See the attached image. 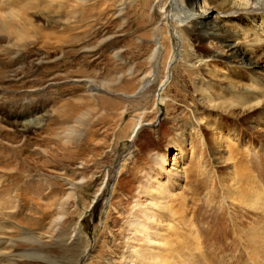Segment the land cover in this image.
<instances>
[{"label": "rangeland", "instance_id": "rangeland-1", "mask_svg": "<svg viewBox=\"0 0 264 264\" xmlns=\"http://www.w3.org/2000/svg\"><path fill=\"white\" fill-rule=\"evenodd\" d=\"M199 1L0 0V264H264L263 95L216 79L264 88V64L210 57ZM179 147L167 251L132 235L137 186Z\"/></svg>", "mask_w": 264, "mask_h": 264}, {"label": "bare ground", "instance_id": "bare-ground-1", "mask_svg": "<svg viewBox=\"0 0 264 264\" xmlns=\"http://www.w3.org/2000/svg\"><path fill=\"white\" fill-rule=\"evenodd\" d=\"M181 1L189 4L191 0ZM194 6L195 7L191 9V11L195 18H193V21L189 26L191 33L198 35L200 39L218 40V43L223 48L222 50L226 51L224 54V51H215L210 57L219 59L221 55H227L229 57V61H231L230 63H237L246 69H261L264 64V29L259 31L260 27H258V20H261L262 25L264 24V0H201ZM167 11L168 10H165V18L169 16ZM245 11L246 13H243ZM246 15H250L251 19L253 18L252 22H257L256 24L252 23L248 30L243 27H239L236 23H234V19L236 17L238 18L237 21H241L247 19ZM20 31H22L20 32L22 36L26 35L28 32L23 28H21ZM174 32L176 39L179 41L178 43H180L179 51L181 53L183 51L182 48L184 46V40L175 26ZM181 60L183 59H180V61ZM171 63H173V61L168 64L167 74L157 88V91L162 92L160 93V101H163V92L171 82V77L169 75L171 74L172 76L173 74V66L170 68L172 65ZM258 72L260 75L264 76V72L261 73V71H257V73ZM216 79L217 81L219 80L223 82V84L232 90H244V92L247 93L250 91L260 93L263 96L260 99L257 98V102H255V104L264 103V88L255 87L253 89V85L251 84L229 80V78L224 75H220L219 77L216 76ZM89 82L92 86H94V89L97 91L100 90V88H97L92 81L89 80ZM146 85L147 84L145 83V86ZM211 92L212 91L207 92L204 96L209 95L210 97H206L203 100L219 102L220 97L216 94L211 96ZM226 99L233 103L236 101L235 99L231 100L227 97ZM251 106L255 108L254 105ZM37 122H40V120ZM38 126H40V123H37L35 127L37 128ZM170 149H172V147H170ZM183 154L184 150L179 147L178 151L171 154V156L169 155V158L167 155H160L157 159V167L159 168L161 175L164 172V177L162 179L157 177L146 178V181L142 180V183L137 186V192L140 194L143 193L145 199L136 205V216L142 223L139 225L138 222H135L133 227L134 232L132 235L138 234L140 241L150 244L156 242V240L154 241L151 236L159 235L161 236V245H164L167 251L172 250L174 245L176 246V243L170 239V231L174 229L172 221L174 220L176 213L173 214L174 211H170L173 215L168 213L171 217H167V214L164 218L160 219V224L156 226L154 224L159 219L156 218L153 211L159 212L165 203V198L167 196H176L178 193V191L174 192L172 190L174 187L179 185V180L184 178L186 172L185 166L179 161V159L183 157ZM143 182L146 183L144 184ZM168 184H171L172 189L168 188ZM147 207L151 208L152 211H150V209H146ZM190 219L191 220H188L190 223L189 225L192 226L193 219ZM167 264L169 263L167 262Z\"/></svg>", "mask_w": 264, "mask_h": 264}]
</instances>
